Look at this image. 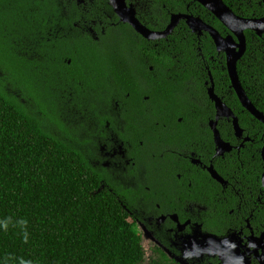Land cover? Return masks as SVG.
<instances>
[{
    "label": "flooded vegetation",
    "instance_id": "flooded-vegetation-1",
    "mask_svg": "<svg viewBox=\"0 0 264 264\" xmlns=\"http://www.w3.org/2000/svg\"><path fill=\"white\" fill-rule=\"evenodd\" d=\"M65 1L80 14L74 17L72 8H59L62 2L54 0L50 64L44 67L39 58L36 66L40 93L42 78L49 76L50 107L56 119L45 127L79 152L92 183L118 202L139 237L140 264H264L262 174L259 184L251 188L240 173L243 165L230 166L227 180L215 169V160L225 155L232 165L233 153L238 156L251 139L241 127L242 135L236 137L232 122L220 119L216 129L220 121L229 122L228 135L237 144L223 140L232 150L215 156L210 127L216 117L214 104L213 118L189 110V102L202 105L194 82L189 79L182 88L175 65L160 66L161 71L155 72L151 65L156 47L168 36L147 41L126 24L136 34L137 45L146 43L140 50L135 45L134 55L124 57L122 64L120 55L113 57L110 52L116 41L111 37L117 33L119 37L123 23L108 0ZM125 4L134 8L138 21L150 31H163L170 23L172 14L163 6L169 15L167 24L157 28V21L163 20L153 17V0H125ZM91 11L102 17L89 20ZM162 13L158 9V15ZM58 14L65 18L68 33L57 23ZM112 58L118 75L121 69L134 86L114 82ZM258 134L261 142V128ZM245 138L249 141L243 142ZM210 168L223 183L212 178Z\"/></svg>",
    "mask_w": 264,
    "mask_h": 264
},
{
    "label": "trees",
    "instance_id": "trees-1",
    "mask_svg": "<svg viewBox=\"0 0 264 264\" xmlns=\"http://www.w3.org/2000/svg\"><path fill=\"white\" fill-rule=\"evenodd\" d=\"M60 1L59 8H72L74 17L79 16L74 4ZM222 1L240 18L264 17V0ZM163 6L169 15L188 13L211 25L223 37L229 33L192 0H153V17L163 20L156 23L159 30L165 27L169 16ZM54 8V0H0V264H140L143 253L139 237L118 202L107 190L100 191L92 183L79 152L45 127L56 119L50 107L49 76L42 78L44 89L40 93L36 66L39 58L44 67L50 64L52 47L48 40L52 38ZM158 9L163 12L161 15ZM87 17L94 20L102 16L91 11ZM57 23L68 33L66 20L59 14ZM244 34L246 50L237 63V74L247 98L264 114V35L257 36L252 31ZM135 37L129 26L121 24L119 37L118 33L111 37L116 41L110 54H119L125 64L124 57L134 55L136 46L140 50L146 43L137 45ZM167 40L159 42L153 54L154 72L161 71L160 66L175 65L182 88L191 79L202 105L194 107L189 102L188 108L193 112L196 109L204 119L214 117L205 84L211 74L215 94L232 110L252 141L244 144L238 156L236 151L233 153L232 165L228 163L229 155L216 159L215 169L227 180L230 166L243 165V181L255 188L264 170L260 159L264 126L241 107L231 88L224 54L216 52L207 34L196 39L184 23ZM111 71L116 84L135 85L133 79L120 73L121 69L118 75L114 58ZM33 75L37 78L34 92L30 85ZM8 84L23 94L17 92L14 96L8 91ZM22 86L27 87L29 94L21 90ZM229 127L230 123L222 120L218 131L222 140L235 145L236 140L228 135Z\"/></svg>",
    "mask_w": 264,
    "mask_h": 264
},
{
    "label": "water",
    "instance_id": "water-1",
    "mask_svg": "<svg viewBox=\"0 0 264 264\" xmlns=\"http://www.w3.org/2000/svg\"><path fill=\"white\" fill-rule=\"evenodd\" d=\"M207 10L214 18H216L229 32L225 37L207 25L199 17L190 14H172L170 23L165 30L157 32L150 31L144 27L136 18L135 10L130 5L125 4V0H108L114 14L119 18V22L129 25L137 34L147 41H154L164 39L169 36L178 23L182 20L188 29L198 37L206 32L211 38L218 54L223 53L225 56V65L227 74L230 80L231 88L236 94V97L241 107L247 111L255 120L264 126V114L259 112L247 98L237 74V63L242 58L246 50L245 31H252L257 36L264 35V17L263 18H240L222 0H193ZM209 81L205 84L207 87V95L215 107V122L210 124L213 132L214 142L216 146L217 157H222L225 153H229L232 147L229 143L224 142L220 136L219 131L216 129L218 120L226 119L232 122L234 133L236 137H241L242 129L239 126L237 117L232 110L215 94L213 79L208 73ZM249 141L245 138L243 142ZM242 146V145H241ZM261 159L264 164V146L261 148ZM212 178L220 183L223 180L212 169H209ZM261 185L264 188V170L261 175ZM262 238H264V233Z\"/></svg>",
    "mask_w": 264,
    "mask_h": 264
},
{
    "label": "rangeland",
    "instance_id": "rangeland-1",
    "mask_svg": "<svg viewBox=\"0 0 264 264\" xmlns=\"http://www.w3.org/2000/svg\"><path fill=\"white\" fill-rule=\"evenodd\" d=\"M114 45V42L112 41V44H111V46H113ZM36 84H37V78H36V80H35V77H34V75L32 76V78H31V82H30V85L32 86V91L34 92V89H35V87H36ZM7 89H8V91L10 92V93H12V94H15L14 96H16V95H18V93L20 94V93H22V92H20L19 90H17L15 87H13V86H11V85H7ZM21 90L23 91V92H26V94H29V92H27L28 91V89H27V87L26 86H22L21 87ZM18 92V93H17ZM23 94V93H22ZM26 100V99H25Z\"/></svg>",
    "mask_w": 264,
    "mask_h": 264
}]
</instances>
